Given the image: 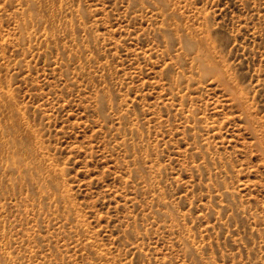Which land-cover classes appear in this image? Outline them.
Listing matches in <instances>:
<instances>
[{
  "label": "rangeland",
  "instance_id": "374dc122",
  "mask_svg": "<svg viewBox=\"0 0 264 264\" xmlns=\"http://www.w3.org/2000/svg\"><path fill=\"white\" fill-rule=\"evenodd\" d=\"M0 264H264V0H0Z\"/></svg>",
  "mask_w": 264,
  "mask_h": 264
}]
</instances>
